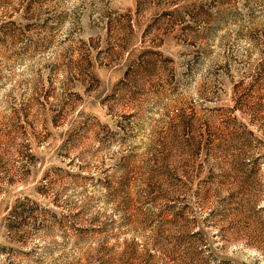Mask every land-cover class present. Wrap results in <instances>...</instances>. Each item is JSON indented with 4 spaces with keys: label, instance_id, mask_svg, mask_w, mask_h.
<instances>
[{
    "label": "rangeland",
    "instance_id": "obj_1",
    "mask_svg": "<svg viewBox=\"0 0 264 264\" xmlns=\"http://www.w3.org/2000/svg\"><path fill=\"white\" fill-rule=\"evenodd\" d=\"M0 264H264V0H0Z\"/></svg>",
    "mask_w": 264,
    "mask_h": 264
}]
</instances>
